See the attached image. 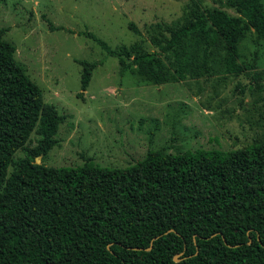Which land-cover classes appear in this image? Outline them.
<instances>
[{"label": "trees", "instance_id": "1", "mask_svg": "<svg viewBox=\"0 0 264 264\" xmlns=\"http://www.w3.org/2000/svg\"><path fill=\"white\" fill-rule=\"evenodd\" d=\"M219 3L192 7L186 21L151 38L154 51L80 35L117 58L122 74L136 70L154 84L207 80L218 56L237 77L244 39L264 37L263 0ZM4 35L0 29V264H264V139L229 151L149 150L125 168L37 164L64 117ZM104 61L79 62L82 92ZM33 132L37 146L15 161Z\"/></svg>", "mask_w": 264, "mask_h": 264}, {"label": "rangeland", "instance_id": "2", "mask_svg": "<svg viewBox=\"0 0 264 264\" xmlns=\"http://www.w3.org/2000/svg\"><path fill=\"white\" fill-rule=\"evenodd\" d=\"M195 5L221 8L219 0H0L4 39L16 46L17 61L44 101L64 117L40 164L76 167L91 160L125 168L149 150L229 151L264 139V37L252 32L242 42L240 76L223 72L218 56L207 80L154 84L136 70L122 74L117 58H106L97 43L80 35L90 31L115 49L138 45L154 51L151 38L186 21ZM103 58L82 92L79 62ZM39 140L33 132L15 161Z\"/></svg>", "mask_w": 264, "mask_h": 264}, {"label": "water", "instance_id": "3", "mask_svg": "<svg viewBox=\"0 0 264 264\" xmlns=\"http://www.w3.org/2000/svg\"><path fill=\"white\" fill-rule=\"evenodd\" d=\"M39 162H40V159H39V157H38V158L36 159V163H37V164H40ZM136 250H140V249H139V248H136ZM148 250H150V248H149ZM174 260H175L176 262H179L178 256H176V257L174 258Z\"/></svg>", "mask_w": 264, "mask_h": 264}]
</instances>
